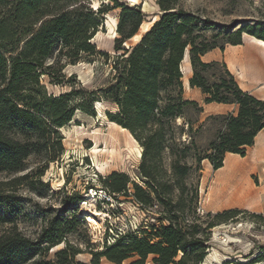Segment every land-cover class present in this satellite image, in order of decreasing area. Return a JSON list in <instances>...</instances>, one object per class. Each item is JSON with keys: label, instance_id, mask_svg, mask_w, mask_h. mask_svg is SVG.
<instances>
[{"label": "trees", "instance_id": "trees-1", "mask_svg": "<svg viewBox=\"0 0 264 264\" xmlns=\"http://www.w3.org/2000/svg\"><path fill=\"white\" fill-rule=\"evenodd\" d=\"M88 1L0 0V176H4L0 178V206L14 203L12 193L17 187L34 190V183L27 181L29 174L14 176L25 170L31 154L44 153L49 162L59 158V154L51 151L54 146L62 150L58 129L72 119L75 109L69 101L73 93L57 98L47 95L40 77L51 76L45 62L52 57L55 64L62 60L75 64L84 56L97 53L90 40L100 26V18L109 9L102 6L94 13L88 8ZM110 1L121 9L116 29L119 38L114 49L123 53L114 64L113 82L100 90L117 108V113L108 117L141 143L142 157L150 152L156 157L163 150L168 152L171 187L178 195L173 200L169 196L171 187L160 183L143 163L139 174L146 181V190L130 183L124 174L111 173L102 179L104 188L100 190L110 197L128 196L131 184L132 197L141 207L157 206L152 204L155 200L166 208L167 215L163 222L156 217L159 225L149 224L140 232L125 233L104 244L101 251H90L89 264H100L101 259L112 264H122L128 259H133L129 264H201L208 248L206 235L201 232L241 212L231 209L207 214L206 225L194 212L189 215L183 198L186 188L183 179L193 165L186 159H192L196 170L207 160L216 171L222 168L226 153L243 157L246 148L253 145L258 132L264 129V101L243 92L224 63H203L201 56L215 48L223 49L225 44H239L242 34L264 42V12L258 20L234 27L228 35L230 40L218 46L214 41L217 35L210 38L203 35L213 26L210 21L178 9V0H157L162 13L159 19L135 45L125 49L122 44L136 35L143 15L138 6ZM188 48L192 70L189 86L200 89L205 104L238 107L236 115L217 116L222 128L202 156L196 153L194 136L206 120L195 129L198 119H187L186 112L193 109L198 117L202 108L183 98L181 63ZM98 54L107 57L106 53ZM62 68L60 64L58 70ZM37 175L41 177L42 171ZM36 182L41 184L38 179ZM196 198L194 189L188 203L192 204ZM79 199L75 195L69 201L64 200L62 213L71 210L73 202ZM8 210H0V264H84L75 262L82 251L67 239L80 224L74 214L54 215L36 239L30 240L18 230ZM60 244L64 247L47 260L49 251Z\"/></svg>", "mask_w": 264, "mask_h": 264}, {"label": "rangeland", "instance_id": "rangeland-1", "mask_svg": "<svg viewBox=\"0 0 264 264\" xmlns=\"http://www.w3.org/2000/svg\"><path fill=\"white\" fill-rule=\"evenodd\" d=\"M115 2L129 7L138 6L143 15V22L136 35L122 44L128 49L140 40L162 13L156 5L157 0ZM263 2L264 0H178L177 8L210 21L213 26L204 31L203 35L208 38L217 35L215 44L222 46L230 40L228 35L234 27L237 29L246 22L259 19L260 13L264 12ZM87 6L94 13L102 6L109 9L100 18V26L90 40L97 53L84 56L75 64L62 60L61 70H58L60 64H55L52 57L45 62L51 76L40 77L47 95L57 98L73 93L69 101V105L75 109L72 119L58 129L62 150L59 151L58 146H54L51 151L52 154H59V158L49 162L44 153L31 154L26 160L25 170L14 176L29 174L27 181L34 183V190L26 186L17 187L12 193L14 203L0 206V210H10L8 214L18 230L30 240L36 239L47 220L54 215L74 214L79 218L80 224L67 239L82 251L76 256L75 262L84 264L90 262V251H101L104 244L112 243L125 233L138 232L149 224L159 225L167 215L166 208L155 200L152 204L157 206L141 207L132 197L131 184L128 186V196L118 194L114 198L106 194L103 197L98 193L104 188L102 179L111 173L124 174L130 183L146 190V181L139 174L143 163L144 168L160 183L170 187L172 185L171 158L168 152L163 150L157 157L154 152H150L147 157H142L144 148L141 143L127 129L108 117L114 116L117 108L100 91L113 82L116 74L114 64L123 53L114 49L115 40L119 38L116 29L121 9L110 0H90ZM188 50L189 48L185 50L181 63L183 82H186L185 56ZM98 53H106L107 57ZM199 116L193 109L186 112L187 119L191 121L199 119ZM213 117L206 118L199 133L194 136L196 153L200 156L215 139L216 132L222 128L221 119ZM110 123L126 131L121 132ZM177 124H181L180 119ZM198 126L199 124H195L194 128ZM186 139L185 136L182 138L183 141ZM94 149L97 153L93 152ZM245 157L246 151L243 157L238 155L231 170L228 162L226 167L216 171L207 160L202 161L199 170H196L192 159H186L189 165H193L192 171L183 179L186 186L183 198L189 215L194 212L195 216L197 214L204 219L206 225L208 220L204 217L207 214L231 209L241 212L236 217L201 232V235H206L208 247L201 264H264V162H255ZM41 171L42 176L38 177L37 174ZM2 177L4 176H0ZM37 179L41 184L36 182ZM194 189L197 190V198L189 204ZM170 191L169 196L175 200L177 190L171 187ZM75 195L80 199L73 202L71 210L62 213L63 201H69V197ZM157 216L159 223L156 222ZM88 217L97 225L92 227L87 222ZM63 247L64 244H60L56 249H51L47 260ZM132 260L128 259L122 264H129ZM100 264L112 263L101 259Z\"/></svg>", "mask_w": 264, "mask_h": 264}, {"label": "crops", "instance_id": "crops-1", "mask_svg": "<svg viewBox=\"0 0 264 264\" xmlns=\"http://www.w3.org/2000/svg\"><path fill=\"white\" fill-rule=\"evenodd\" d=\"M260 42V40L252 36L242 34L239 44H225L223 49H212L201 56V61L203 63H224L226 70L233 76L237 85L243 92L249 93L258 100L264 101V45ZM185 58L186 82L182 81L183 98L196 102L201 106L202 113L199 116L197 124L203 123L206 118L210 116L236 115L238 110L237 105L218 103L205 104L203 102L205 96L201 93L200 89L191 88L189 86L188 81L192 76V70L188 53H186ZM237 157L238 155L236 154L226 153L222 168L226 167L229 162V170H231L232 163ZM247 157L253 159L255 162H264V129L258 132L254 138L253 145L247 147L245 158Z\"/></svg>", "mask_w": 264, "mask_h": 264}, {"label": "bare ground", "instance_id": "bare-ground-1", "mask_svg": "<svg viewBox=\"0 0 264 264\" xmlns=\"http://www.w3.org/2000/svg\"><path fill=\"white\" fill-rule=\"evenodd\" d=\"M246 37V36H245ZM252 40V39H251ZM262 45H264V42H260ZM260 44V45H261ZM264 47V46H263ZM112 126H116V127H118L117 125H115V124H113V123H110ZM119 128V130L121 131V132H124V131H126V130H124V129H122V128H120V127H118ZM130 136V135H129ZM131 137V136H130ZM131 139H132V137H131ZM133 140V139H132ZM138 151H140V150H138ZM94 153H97V151L94 149V151H93ZM140 153V152H139ZM87 222L92 226V227H94V226H96L97 225V223L92 219V218H90V217H88L87 218ZM58 247V246H57ZM57 247H55V248H53V249H56Z\"/></svg>", "mask_w": 264, "mask_h": 264}, {"label": "built area", "instance_id": "built-area-1", "mask_svg": "<svg viewBox=\"0 0 264 264\" xmlns=\"http://www.w3.org/2000/svg\"><path fill=\"white\" fill-rule=\"evenodd\" d=\"M98 193L101 194L103 197H106V193L104 191H99ZM106 200H108V199H106Z\"/></svg>", "mask_w": 264, "mask_h": 264}]
</instances>
